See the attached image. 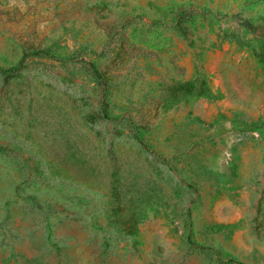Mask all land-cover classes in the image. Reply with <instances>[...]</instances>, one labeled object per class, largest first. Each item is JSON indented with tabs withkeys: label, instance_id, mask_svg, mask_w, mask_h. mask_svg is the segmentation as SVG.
<instances>
[{
	"label": "rangeland",
	"instance_id": "374dc122",
	"mask_svg": "<svg viewBox=\"0 0 264 264\" xmlns=\"http://www.w3.org/2000/svg\"><path fill=\"white\" fill-rule=\"evenodd\" d=\"M0 264H264V0H0Z\"/></svg>",
	"mask_w": 264,
	"mask_h": 264
}]
</instances>
